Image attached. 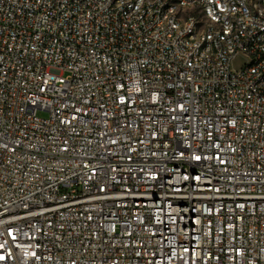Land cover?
Returning a JSON list of instances; mask_svg holds the SVG:
<instances>
[{
    "label": "built area",
    "instance_id": "2783aa9c",
    "mask_svg": "<svg viewBox=\"0 0 264 264\" xmlns=\"http://www.w3.org/2000/svg\"><path fill=\"white\" fill-rule=\"evenodd\" d=\"M0 264H264V0H0Z\"/></svg>",
    "mask_w": 264,
    "mask_h": 264
},
{
    "label": "rangeland",
    "instance_id": "374dc122",
    "mask_svg": "<svg viewBox=\"0 0 264 264\" xmlns=\"http://www.w3.org/2000/svg\"><path fill=\"white\" fill-rule=\"evenodd\" d=\"M244 61H245V56H243V55H237L232 60V66L234 68H238ZM38 115L39 116H42V117H46L47 116V112H45V111H38Z\"/></svg>",
    "mask_w": 264,
    "mask_h": 264
}]
</instances>
